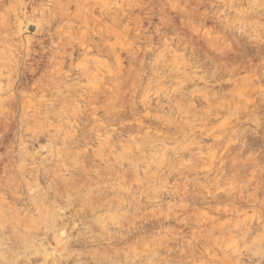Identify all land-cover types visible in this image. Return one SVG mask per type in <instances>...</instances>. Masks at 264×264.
<instances>
[{
    "label": "rangeland",
    "instance_id": "374dc122",
    "mask_svg": "<svg viewBox=\"0 0 264 264\" xmlns=\"http://www.w3.org/2000/svg\"><path fill=\"white\" fill-rule=\"evenodd\" d=\"M0 264H264V0H0Z\"/></svg>",
    "mask_w": 264,
    "mask_h": 264
},
{
    "label": "bare ground",
    "instance_id": "6f19581e",
    "mask_svg": "<svg viewBox=\"0 0 264 264\" xmlns=\"http://www.w3.org/2000/svg\"><path fill=\"white\" fill-rule=\"evenodd\" d=\"M61 235V234H60ZM57 241H59V243H60V241H62L63 242V240H62V237L60 236V237H57ZM63 247V246H62Z\"/></svg>",
    "mask_w": 264,
    "mask_h": 264
}]
</instances>
